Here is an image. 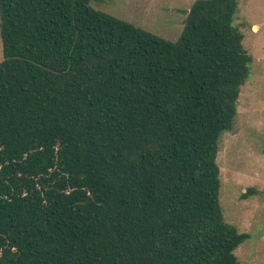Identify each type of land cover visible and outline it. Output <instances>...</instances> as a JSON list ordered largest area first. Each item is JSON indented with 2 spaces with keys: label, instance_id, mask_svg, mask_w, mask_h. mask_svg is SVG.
I'll return each mask as SVG.
<instances>
[{
  "label": "trees",
  "instance_id": "16d2710c",
  "mask_svg": "<svg viewBox=\"0 0 264 264\" xmlns=\"http://www.w3.org/2000/svg\"><path fill=\"white\" fill-rule=\"evenodd\" d=\"M89 2L0 0V264H242L216 163L238 0H195L174 42Z\"/></svg>",
  "mask_w": 264,
  "mask_h": 264
},
{
  "label": "rangeland",
  "instance_id": "374dc122",
  "mask_svg": "<svg viewBox=\"0 0 264 264\" xmlns=\"http://www.w3.org/2000/svg\"><path fill=\"white\" fill-rule=\"evenodd\" d=\"M195 0H90L92 8L164 40L180 36ZM233 24L251 56L230 131L218 142L219 206L226 223L249 239L234 252L242 264H264V0H238ZM4 60L0 39V63ZM247 191L245 197L241 195Z\"/></svg>",
  "mask_w": 264,
  "mask_h": 264
}]
</instances>
